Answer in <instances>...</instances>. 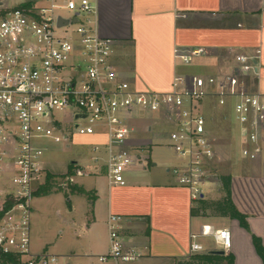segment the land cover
Listing matches in <instances>:
<instances>
[{"label":"built area","instance_id":"built-area-1","mask_svg":"<svg viewBox=\"0 0 264 264\" xmlns=\"http://www.w3.org/2000/svg\"><path fill=\"white\" fill-rule=\"evenodd\" d=\"M0 0V253L15 256L20 264H53L56 255L35 252L32 247L33 200L44 184L42 173L48 152L71 141L57 111L72 110L78 135H104L91 142L92 171L102 164L109 187L124 186L126 175L141 156L129 147L134 131L128 119L137 111L162 114L174 124L170 146L181 164L170 172L186 187L196 204L217 179V138L200 109L214 98L216 106L230 108L241 140L240 155L255 160L263 150L264 92L247 91L231 76L226 82L214 77L177 76L169 91L135 89L113 63L114 41L102 36L98 0ZM71 11L65 16L60 11ZM60 18L69 23L59 25ZM71 24L72 32L57 28ZM201 48L175 50V58L191 64ZM243 68L253 65L251 56H240ZM251 64V65H250ZM58 145L59 147L57 148ZM102 161V162H101ZM74 179L83 175L78 163ZM122 216L108 219L110 248L101 262L133 261L142 257L126 248L120 233ZM201 236L213 237L227 251L232 246L229 229L211 224L191 234L190 253L204 250Z\"/></svg>","mask_w":264,"mask_h":264},{"label":"crops","instance_id":"crops-1","mask_svg":"<svg viewBox=\"0 0 264 264\" xmlns=\"http://www.w3.org/2000/svg\"><path fill=\"white\" fill-rule=\"evenodd\" d=\"M97 5L99 31L114 41V65L141 90L169 91L177 76L214 77L224 83L233 76L245 90L264 92V0H98ZM177 48H201L202 54L185 65L175 58ZM244 55L253 58L248 70L239 58ZM207 100L216 106L214 98H208L201 102L200 109L207 106ZM143 113L149 114L133 126L128 141L130 148L137 146L133 152L141 156L142 163L135 162L127 172L126 185H108L109 189L98 183L83 186L95 198L87 230L93 231L102 221L107 231L109 216L120 215L126 248H136L143 254L133 261L110 259L104 263L179 264L191 256V234H199L203 225L211 224L230 230L232 246L224 254H233L234 264H264L253 243V235L264 243V140L257 159L242 157L248 163L226 174L231 176L232 201L246 215V229L238 219L210 208L193 215L192 208L199 206L200 200L194 204L190 191L178 184L170 172L175 165L158 169V163H152L148 154L153 140L163 135V125L171 131L174 124L162 114L148 111H137L130 118ZM86 137L91 142L105 140L104 135ZM237 138L241 141L239 134ZM92 170L90 166L83 175L99 176L106 168L101 164ZM220 176L210 183L209 190L205 189L202 199L217 201L225 196ZM106 233L105 244L99 246L101 254H107L110 248L109 230ZM198 241L204 250L195 254L223 250L213 237L201 236ZM89 245L97 247L95 241ZM35 252H47V247Z\"/></svg>","mask_w":264,"mask_h":264},{"label":"rangeland","instance_id":"rangeland-1","mask_svg":"<svg viewBox=\"0 0 264 264\" xmlns=\"http://www.w3.org/2000/svg\"><path fill=\"white\" fill-rule=\"evenodd\" d=\"M18 1L11 0L10 3L14 4ZM58 1L64 3V0ZM60 12L65 16H71L72 14L68 10ZM76 27V24H71L56 30L59 34H63L64 32H72ZM115 54L114 50L113 57ZM131 84L135 89H140L133 83ZM149 90L156 91L154 89ZM201 110L205 113L209 128L217 138V174H233L237 171V168L246 165L248 162L242 160L240 155L241 141L238 140L239 137L237 138L238 128L234 123L232 113L230 109L218 108L214 105V101L209 100H207V106H202ZM147 114L149 113H143L137 118L128 119L129 125L137 127L138 122L144 120ZM153 114L157 115L158 113L155 112ZM56 115L62 119L64 128L72 133V137L71 141L60 145L62 147L58 150H53L46 154L44 167L48 172L57 175H68L57 177V182L51 188L50 193H40L34 197L32 247L34 251H40L41 248L47 247L46 253L56 255L58 258L57 262L53 264H105L99 260L100 256L103 255L100 253L102 248L99 246L105 244L106 232H108L107 227V231H105L104 225L100 221L96 223L97 225L94 226L93 231H88L86 228L88 222L92 220L91 206L95 198L88 193H73L71 187L72 185L89 187L93 183H98L102 188L105 186L108 188L106 171H101L99 176H93L86 172L87 174L85 175H78L74 179L71 178L69 164L73 160L78 161L79 164L87 168L85 170L89 171L92 165L90 158L91 140L85 135H78L75 131L71 109L57 111ZM169 131L170 127L164 124L162 129L164 136L162 135L153 140L152 152L148 149L151 162H157L158 169L162 168L164 170L166 167L176 166L180 163V157L169 145ZM130 137L131 135L128 141ZM56 146L57 148L59 147L58 145ZM134 147L137 148V146ZM150 168L152 169L153 167L151 166ZM41 179H45L46 182L44 172ZM206 190L209 189L207 188ZM70 205H72V209ZM92 240L93 242L95 241L97 247L89 245V243H93Z\"/></svg>","mask_w":264,"mask_h":264},{"label":"trees","instance_id":"trees-1","mask_svg":"<svg viewBox=\"0 0 264 264\" xmlns=\"http://www.w3.org/2000/svg\"><path fill=\"white\" fill-rule=\"evenodd\" d=\"M69 173L75 174L77 171V166L71 163L69 166ZM65 175H57L48 172L46 175V182L39 188L36 195L43 193L48 194L51 192V188L57 182V177H65ZM223 189L225 191V196L221 200L212 201L201 199L199 201V206L192 208L193 215H198L203 209V213L206 209H212L214 212L223 215L230 216L231 218L238 219L241 226L249 229V225L246 220V215L240 213L236 206L234 205L231 197V176L221 175L220 176ZM73 193H86L85 189L78 185H72ZM94 197V196H93ZM254 246L264 262V243L262 239L253 235ZM0 264H20L19 260L13 255L1 254L0 253ZM179 264H234L233 254H221L216 251H211L208 253L192 254L188 260L180 261Z\"/></svg>","mask_w":264,"mask_h":264},{"label":"water","instance_id":"water-1","mask_svg":"<svg viewBox=\"0 0 264 264\" xmlns=\"http://www.w3.org/2000/svg\"><path fill=\"white\" fill-rule=\"evenodd\" d=\"M69 23V20H66V19H63V18H60L59 20V25H63V24H67ZM77 161L76 160H73L72 163H76ZM218 253H221V254H224L225 251L224 250H218L217 251Z\"/></svg>","mask_w":264,"mask_h":264}]
</instances>
